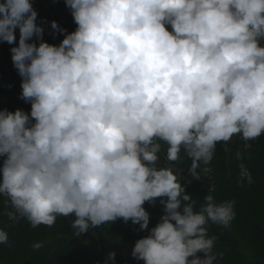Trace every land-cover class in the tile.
<instances>
[{
	"label": "clouds",
	"instance_id": "clouds-1",
	"mask_svg": "<svg viewBox=\"0 0 264 264\" xmlns=\"http://www.w3.org/2000/svg\"><path fill=\"white\" fill-rule=\"evenodd\" d=\"M65 5L76 28L52 21L64 33L56 45L43 40L30 0L0 2V41L15 45L20 98L31 105L30 113L0 110V194L10 218L36 227L73 216L77 236L117 218L146 230L143 205L162 198L163 215L131 255L144 264H216L207 225L227 227L235 201L216 203L210 190L197 207L158 154L163 142L174 163L183 149L195 177L217 142L264 135V0Z\"/></svg>",
	"mask_w": 264,
	"mask_h": 264
},
{
	"label": "trees",
	"instance_id": "trees-1",
	"mask_svg": "<svg viewBox=\"0 0 264 264\" xmlns=\"http://www.w3.org/2000/svg\"><path fill=\"white\" fill-rule=\"evenodd\" d=\"M30 2L38 14L36 23L43 28V40L58 45L63 39L64 33L53 29L52 21H56L59 29L75 30L76 24L65 0ZM168 28L171 31V27ZM15 35L18 44L19 29L15 30ZM32 40L39 43L35 37ZM13 46L0 41V110L15 111L19 108L30 113V103L20 98L21 77L11 59ZM161 143L159 159H166L167 145ZM216 145H221L224 152H214L210 163L200 164L197 173L201 180L189 176L191 185L182 186L197 200V207L210 190L216 203L235 201V217L227 227L211 222L207 225L209 237H215L213 252L217 256L216 264H264V135L249 141L234 136L231 141L217 142ZM238 153L242 160L237 159ZM180 157L177 162L168 161L175 173L181 168L190 169L192 164L183 149ZM3 159L0 156V166ZM241 163L251 174V183L247 179L241 181ZM205 167L212 176L210 181L204 178ZM203 183L208 185L207 189L203 188ZM160 199L157 198L155 204L146 201L143 205L150 214L146 230H140L139 224H133L131 220L125 222L123 218H117L77 236L71 227L73 216H58L52 226L41 224L36 227L19 215L10 218L9 212L13 211L11 203L0 194V229L8 235V242L0 243V264H105L103 253L95 247L98 238L103 240L109 253H115L114 261L110 259L112 264H144L131 252L136 240L147 236L163 215L164 206ZM36 244L40 247H35Z\"/></svg>",
	"mask_w": 264,
	"mask_h": 264
},
{
	"label": "water",
	"instance_id": "water-1",
	"mask_svg": "<svg viewBox=\"0 0 264 264\" xmlns=\"http://www.w3.org/2000/svg\"><path fill=\"white\" fill-rule=\"evenodd\" d=\"M214 152L221 154L224 152L223 147L221 145H215ZM179 175H187L190 177L195 178L196 180H201V176L198 174L197 176L194 177L192 171L189 168H181V170L178 171ZM95 247L100 249V251L103 253V259L105 264H112L110 259H109V252L107 251L103 240L101 238H98L95 243Z\"/></svg>",
	"mask_w": 264,
	"mask_h": 264
},
{
	"label": "built area",
	"instance_id": "built-area-1",
	"mask_svg": "<svg viewBox=\"0 0 264 264\" xmlns=\"http://www.w3.org/2000/svg\"><path fill=\"white\" fill-rule=\"evenodd\" d=\"M159 163L161 166H168V167H171V164L167 161V159H159ZM178 179H180V183L182 185H191L192 183V180L189 176L187 175H179L178 172L176 173Z\"/></svg>",
	"mask_w": 264,
	"mask_h": 264
},
{
	"label": "rangeland",
	"instance_id": "rangeland-1",
	"mask_svg": "<svg viewBox=\"0 0 264 264\" xmlns=\"http://www.w3.org/2000/svg\"><path fill=\"white\" fill-rule=\"evenodd\" d=\"M203 173H204V178L207 180V181H210L211 180V174H210V172H209V169L207 168V167H205L204 169H203ZM205 187L206 188H208V185L205 183Z\"/></svg>",
	"mask_w": 264,
	"mask_h": 264
},
{
	"label": "bare ground",
	"instance_id": "bare-ground-1",
	"mask_svg": "<svg viewBox=\"0 0 264 264\" xmlns=\"http://www.w3.org/2000/svg\"><path fill=\"white\" fill-rule=\"evenodd\" d=\"M202 186H203L204 189H207V188L205 187V186H206L205 183H203Z\"/></svg>",
	"mask_w": 264,
	"mask_h": 264
}]
</instances>
